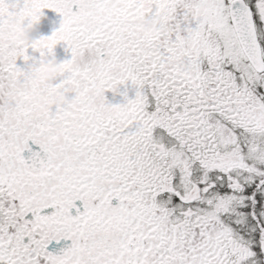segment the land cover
Wrapping results in <instances>:
<instances>
[{
    "label": "snow or ice",
    "instance_id": "6c2138e0",
    "mask_svg": "<svg viewBox=\"0 0 264 264\" xmlns=\"http://www.w3.org/2000/svg\"><path fill=\"white\" fill-rule=\"evenodd\" d=\"M44 9L50 36L0 46V264H264V0H0V23ZM61 43L30 118L16 61Z\"/></svg>",
    "mask_w": 264,
    "mask_h": 264
},
{
    "label": "clouds",
    "instance_id": "9594fccd",
    "mask_svg": "<svg viewBox=\"0 0 264 264\" xmlns=\"http://www.w3.org/2000/svg\"><path fill=\"white\" fill-rule=\"evenodd\" d=\"M117 4H113L116 8ZM163 21L157 18H148L146 16H136L129 19V25L134 32L143 39H154L158 35V28L163 26ZM38 23L30 18L5 17L0 23V46L13 49L23 48L34 43L36 40L33 33ZM128 31V25L122 29ZM64 69L62 63L57 62L55 58L48 57L42 64L30 67L28 69L26 94L20 101L19 110L22 114L30 118L41 115L43 108L49 100L47 88L53 84V81L61 77ZM54 102L64 105L69 102L67 93H58L54 97Z\"/></svg>",
    "mask_w": 264,
    "mask_h": 264
},
{
    "label": "flooded vegetation",
    "instance_id": "af4514ba",
    "mask_svg": "<svg viewBox=\"0 0 264 264\" xmlns=\"http://www.w3.org/2000/svg\"><path fill=\"white\" fill-rule=\"evenodd\" d=\"M9 2H22V0H9ZM51 12H52L51 10L44 9L42 12L40 20L42 18H45L47 15H50ZM49 26H50V24L45 25L44 28L46 29V31L41 34L40 33V24L38 23L35 26V31L33 33L34 38L39 39L41 37H48L50 34V30H51V28ZM40 35H41V37H40ZM26 55H28L29 57L32 58L27 63H25V61L22 58H18L16 61V66L22 70H25V71H27L29 66H32V67L37 66L38 61H39V58H38L39 53L33 52L31 48H29L27 50ZM70 58H71L70 52L66 51V60H69ZM135 91L136 90L130 84L125 85V86H121V87H119L116 94H113L112 92H106L105 93V100L107 101V103L109 105H112V106L122 105L123 103H125L124 94L126 93L127 98L130 100V99H133L135 97ZM24 154H28V153H24ZM54 244H56V242H53L52 244L49 245L48 251H51L53 254H59L56 252L59 249H64V248H67L68 246H70L71 241H61L60 243H58V244H60V247L57 250L52 251V250H50V248Z\"/></svg>",
    "mask_w": 264,
    "mask_h": 264
},
{
    "label": "rangeland",
    "instance_id": "374dc122",
    "mask_svg": "<svg viewBox=\"0 0 264 264\" xmlns=\"http://www.w3.org/2000/svg\"><path fill=\"white\" fill-rule=\"evenodd\" d=\"M60 22H61V17L52 11L50 15H47L45 18H42L41 20H39L40 33L41 34L44 33L46 31V29L44 28L45 25L50 24L51 27L50 26L49 27L51 28L50 30V35H51L54 30L59 28ZM38 58H39V55H38ZM52 58H55L57 62H61V63L66 61V45L62 43L57 44L53 49ZM60 79L61 78H58L57 80L53 81V84L58 83Z\"/></svg>",
    "mask_w": 264,
    "mask_h": 264
},
{
    "label": "water",
    "instance_id": "95a60500",
    "mask_svg": "<svg viewBox=\"0 0 264 264\" xmlns=\"http://www.w3.org/2000/svg\"><path fill=\"white\" fill-rule=\"evenodd\" d=\"M61 250H62V249H59L56 253H60Z\"/></svg>",
    "mask_w": 264,
    "mask_h": 264
}]
</instances>
